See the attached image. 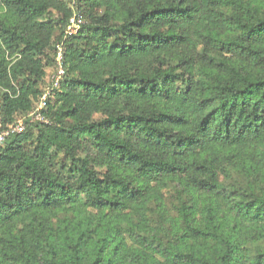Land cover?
I'll list each match as a JSON object with an SVG mask.
<instances>
[{
	"label": "trees",
	"instance_id": "trees-1",
	"mask_svg": "<svg viewBox=\"0 0 264 264\" xmlns=\"http://www.w3.org/2000/svg\"><path fill=\"white\" fill-rule=\"evenodd\" d=\"M20 116L0 264H264V0H0V117Z\"/></svg>",
	"mask_w": 264,
	"mask_h": 264
},
{
	"label": "built area",
	"instance_id": "built-area-1",
	"mask_svg": "<svg viewBox=\"0 0 264 264\" xmlns=\"http://www.w3.org/2000/svg\"><path fill=\"white\" fill-rule=\"evenodd\" d=\"M75 1L72 0V6L75 7ZM86 20L83 15L78 12H74L73 16L70 18V22L68 25V29L66 35H73L79 32L80 28L85 24ZM57 59H56V69L51 76L50 86L46 89L45 93L42 95L41 100L37 106V108L31 112L28 117L31 118L32 121H46L42 110L47 107V102L49 97L53 95L54 88L60 86V82L66 74V68L63 62V44L59 43L57 45ZM28 119L27 116H25ZM25 119V120H26ZM25 130V122L24 120L17 119L12 123H8L6 125L3 124L0 117V145L4 144L6 140L14 133H20Z\"/></svg>",
	"mask_w": 264,
	"mask_h": 264
},
{
	"label": "rangeland",
	"instance_id": "rangeland-1",
	"mask_svg": "<svg viewBox=\"0 0 264 264\" xmlns=\"http://www.w3.org/2000/svg\"><path fill=\"white\" fill-rule=\"evenodd\" d=\"M52 72H53V68H51V70L49 71V74H48L49 80L51 78ZM49 85H50V83H49ZM19 119L24 120V122H25L26 117L25 116H20Z\"/></svg>",
	"mask_w": 264,
	"mask_h": 264
}]
</instances>
